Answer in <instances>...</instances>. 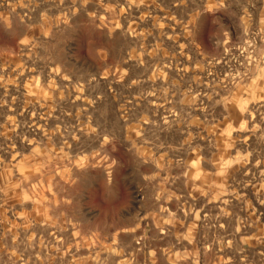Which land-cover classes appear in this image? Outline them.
<instances>
[{"label":"rangeland","instance_id":"rangeland-1","mask_svg":"<svg viewBox=\"0 0 264 264\" xmlns=\"http://www.w3.org/2000/svg\"><path fill=\"white\" fill-rule=\"evenodd\" d=\"M0 264H264V0H0Z\"/></svg>","mask_w":264,"mask_h":264}]
</instances>
